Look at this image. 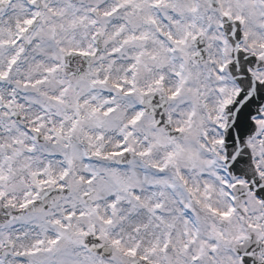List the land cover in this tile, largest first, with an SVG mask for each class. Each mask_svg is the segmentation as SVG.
<instances>
[{
	"label": "snow or ice",
	"instance_id": "snow-or-ice-1",
	"mask_svg": "<svg viewBox=\"0 0 264 264\" xmlns=\"http://www.w3.org/2000/svg\"><path fill=\"white\" fill-rule=\"evenodd\" d=\"M0 264H264V0H0Z\"/></svg>",
	"mask_w": 264,
	"mask_h": 264
}]
</instances>
